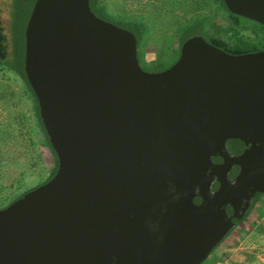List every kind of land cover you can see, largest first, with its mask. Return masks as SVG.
Returning <instances> with one entry per match:
<instances>
[{
  "label": "water",
  "instance_id": "95a60500",
  "mask_svg": "<svg viewBox=\"0 0 264 264\" xmlns=\"http://www.w3.org/2000/svg\"><path fill=\"white\" fill-rule=\"evenodd\" d=\"M23 64L57 168L0 208V264H200L264 193V47L148 71L89 0H35Z\"/></svg>",
  "mask_w": 264,
  "mask_h": 264
},
{
  "label": "rangeland",
  "instance_id": "374dc122",
  "mask_svg": "<svg viewBox=\"0 0 264 264\" xmlns=\"http://www.w3.org/2000/svg\"><path fill=\"white\" fill-rule=\"evenodd\" d=\"M34 2L12 0L8 19L7 3L0 0V22L9 20V38L14 26L16 39L22 35ZM94 7L111 22L140 30L138 58L148 71L176 58L180 30L199 19L203 32L194 28L190 34L217 38L226 47L245 43L249 51L264 46L261 24L231 16L215 0H94ZM52 167L30 92L16 73L0 68V208L46 182ZM200 264H264V193Z\"/></svg>",
  "mask_w": 264,
  "mask_h": 264
},
{
  "label": "trees",
  "instance_id": "16d2710c",
  "mask_svg": "<svg viewBox=\"0 0 264 264\" xmlns=\"http://www.w3.org/2000/svg\"><path fill=\"white\" fill-rule=\"evenodd\" d=\"M5 1L7 3L6 6H7V10H8L7 11V14H8L7 18L9 19V16L11 15L12 0H5ZM215 1H217L222 8L227 10V8L224 5L223 0H215ZM89 4H90V7H91L92 11L97 16H99V17H101L103 19H106L104 14L101 11H99L96 7H94V0H89ZM228 14H230L233 17H243V16H240V15L231 13L229 11H228ZM14 17L16 18L17 14H14ZM8 19L5 21L4 26H2L1 22H0V68L5 67V68L13 71L14 73H16L18 75V77L21 79V81L23 82V84L25 85V87L28 89V91L31 94V99H32L34 112H35V115H36L37 120L39 122V125L41 127V131H42L43 136H44L45 145L50 150L51 155H52L53 167H52L50 175L46 179V181H47V180H49L52 177V175L56 171V168H57V157H56V154H55L54 150L51 148V146H50V144L48 142V138L46 136L44 127L42 125V122L40 120V115H39V110H38V105H37L36 98H35V96H34V94L32 92V89H31V87H30V85L28 83V80H27L25 72H24L23 61H24V29H25V27L21 31L22 32V35H20L21 38L17 36V39H16V35H15L16 27L14 26V28H13V37L9 38L11 31H10L9 25H7L8 21H9ZM203 23H204V20L199 19V20H196L192 25L191 24L190 25H186L180 30L179 37H178L179 48H178V52H177V55H176L175 59H177L178 56H179L180 46L184 42V40H186L188 37H190V36L195 34V33L194 34L193 33L190 34L191 32H189V30H193L194 28H197L198 30L203 32ZM123 28H125V27H123ZM263 28H264V26H263ZM126 29L132 31L135 34L136 38H137V55H138V51H139V42H138V40H139L140 30H138V28H134L132 26L126 27ZM204 38L208 42H210L211 44H213V45H215L217 47H220V48L224 49L225 51H227L229 53H232V54H239V53H244V52L257 51V50L262 49L264 47L263 46L262 48H258L256 50H250L249 51L248 49L244 48V47L248 46V44H245V43H243L242 46L226 47L225 43H223L222 40H219V39L214 38V37H207L206 38L204 36ZM175 59L170 61L168 64L163 65L162 67H159L160 69H155V70L158 71V70H162V69L168 67L169 65H171L172 63L175 62ZM262 194L263 193H259V192L256 193L255 198L253 200V203L251 204V206L249 207L248 211L243 216V218L238 222V224L247 217L248 213L250 212V210L252 209L254 204L258 201V199L262 196ZM233 228L230 230V232L233 230ZM229 233L227 234V236L229 235Z\"/></svg>",
  "mask_w": 264,
  "mask_h": 264
},
{
  "label": "flooded vegetation",
  "instance_id": "af4514ba",
  "mask_svg": "<svg viewBox=\"0 0 264 264\" xmlns=\"http://www.w3.org/2000/svg\"><path fill=\"white\" fill-rule=\"evenodd\" d=\"M156 71V70H155Z\"/></svg>",
  "mask_w": 264,
  "mask_h": 264
}]
</instances>
